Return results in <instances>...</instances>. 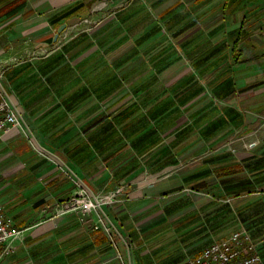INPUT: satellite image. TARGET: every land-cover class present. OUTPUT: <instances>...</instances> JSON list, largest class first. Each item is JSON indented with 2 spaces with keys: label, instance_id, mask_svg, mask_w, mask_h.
<instances>
[{
  "label": "crops",
  "instance_id": "0c3cea01",
  "mask_svg": "<svg viewBox=\"0 0 264 264\" xmlns=\"http://www.w3.org/2000/svg\"><path fill=\"white\" fill-rule=\"evenodd\" d=\"M101 1L0 0L23 121L0 135L24 229L3 264H187L241 226L264 260V0ZM75 178L126 187L104 208L115 242L97 214L54 215Z\"/></svg>",
  "mask_w": 264,
  "mask_h": 264
},
{
  "label": "built area",
  "instance_id": "2783aa9c",
  "mask_svg": "<svg viewBox=\"0 0 264 264\" xmlns=\"http://www.w3.org/2000/svg\"><path fill=\"white\" fill-rule=\"evenodd\" d=\"M49 47H43L37 52L45 53ZM18 60V59H16ZM16 60H0V135L12 125H22V117L16 111L9 91L5 85V74L12 62ZM76 184L75 194L65 202H56L54 215L65 214L76 210L83 222L99 215L93 225L102 228L108 238L115 242L116 226L111 219H104V208L119 200L124 192V186L111 189L92 190L81 180L73 179ZM24 238V229L14 225L13 218L6 211V203L0 192V264L15 251L18 243ZM187 264H264L259 252V244L250 231L241 226L227 237L215 240L201 253L188 259Z\"/></svg>",
  "mask_w": 264,
  "mask_h": 264
},
{
  "label": "rangeland",
  "instance_id": "374dc122",
  "mask_svg": "<svg viewBox=\"0 0 264 264\" xmlns=\"http://www.w3.org/2000/svg\"><path fill=\"white\" fill-rule=\"evenodd\" d=\"M130 0H102L98 5H100V9H103L104 7L105 8H108V6H113V5H115L116 4V6H118V7H122V6H124V5H127L128 4V2H129ZM102 7V8H101ZM116 7H113L112 9H113V12H112V16L111 17H113V18H115L116 17V12L117 11H115L114 9H115ZM114 13V14H113ZM98 21H100V19L99 20H97V22ZM105 23V21H103L102 22V25ZM89 26L90 25H88V23L87 24H85V26L82 24V25H79V26H77V30L79 29V30H86V29H89ZM75 27V26H74ZM100 27H102V26H100ZM229 147H231V145L229 146ZM233 148V147H232ZM124 186V185H123ZM124 188H126L125 186H124ZM115 235V234H114ZM122 255L121 254H115V259L116 258H120ZM113 257V256H112ZM114 258V257H113ZM127 264H128V262H127Z\"/></svg>",
  "mask_w": 264,
  "mask_h": 264
},
{
  "label": "water",
  "instance_id": "95a60500",
  "mask_svg": "<svg viewBox=\"0 0 264 264\" xmlns=\"http://www.w3.org/2000/svg\"><path fill=\"white\" fill-rule=\"evenodd\" d=\"M65 27H66V24H63V25L59 28V30H58V32H57V34H56V36H55L56 39L58 38L60 32H62V30H63Z\"/></svg>",
  "mask_w": 264,
  "mask_h": 264
}]
</instances>
